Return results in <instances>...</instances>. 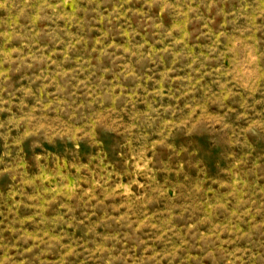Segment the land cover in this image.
<instances>
[{"label":"rangeland","instance_id":"obj_1","mask_svg":"<svg viewBox=\"0 0 264 264\" xmlns=\"http://www.w3.org/2000/svg\"><path fill=\"white\" fill-rule=\"evenodd\" d=\"M0 264H264V0H0Z\"/></svg>","mask_w":264,"mask_h":264}]
</instances>
